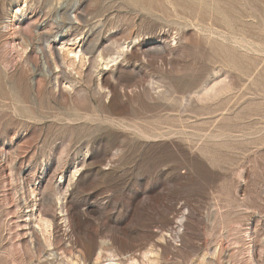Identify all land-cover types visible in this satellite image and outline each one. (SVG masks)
I'll list each match as a JSON object with an SVG mask.
<instances>
[{
	"label": "rangeland",
	"instance_id": "1",
	"mask_svg": "<svg viewBox=\"0 0 264 264\" xmlns=\"http://www.w3.org/2000/svg\"><path fill=\"white\" fill-rule=\"evenodd\" d=\"M98 256L264 264V0H0V264Z\"/></svg>",
	"mask_w": 264,
	"mask_h": 264
},
{
	"label": "bare ground",
	"instance_id": "2",
	"mask_svg": "<svg viewBox=\"0 0 264 264\" xmlns=\"http://www.w3.org/2000/svg\"><path fill=\"white\" fill-rule=\"evenodd\" d=\"M168 1V0H167ZM172 1V0H171ZM170 2V1H169ZM79 56V52H76L75 53V57H78ZM117 58V57H116ZM115 58V59H116ZM73 62L75 61V59H73L72 60ZM76 63V62H75ZM107 65V64H106ZM34 192V191H33ZM57 196V195H56ZM56 196H55V198H56ZM61 196V195H60ZM64 197V196H63ZM55 198H54V200H55ZM57 200H60L61 199V197H57L56 198ZM57 202H59V201H57ZM54 204H55V202H54ZM57 204V203H56ZM55 204V205H56ZM37 206L36 204H33V206ZM60 205V204H59ZM34 206V207H35ZM64 204H61V206H60V208H61V211H63V208H64ZM58 207V206H57ZM60 208H58V209H60ZM37 209V208H36ZM39 209V208H38ZM33 212H35V210L33 211ZM46 212V211H45ZM39 214H40V210H39ZM39 214H37V215H35V217L38 219V221L40 222V225L43 227V229H42V231L44 232V233H47V234H51L50 233V228H52V219L51 218H49V215H47V214H42V212H41V215H39ZM65 218H66V216H65ZM68 234V233H67ZM72 238V237H71ZM73 245L75 246L76 245V241H74L73 242ZM83 247V254H82V256H84V257H87L88 255H90V253H91V248L90 247H88V248H86V247H84V246H82ZM150 252V251H149ZM145 256H146V254H145ZM79 258V257H78ZM81 258H83V257H81ZM84 260V259H83ZM115 261H117V260H115L113 257H111V258H109L108 260H104V261H102V260H100L99 259V256H98V258H96L95 259V261L94 262H92V264H117V263H115ZM28 264V263H27ZM87 264V263H86Z\"/></svg>",
	"mask_w": 264,
	"mask_h": 264
}]
</instances>
